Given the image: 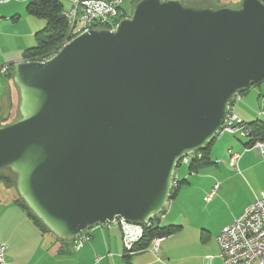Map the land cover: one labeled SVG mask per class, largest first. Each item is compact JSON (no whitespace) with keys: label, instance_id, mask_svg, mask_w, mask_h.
I'll use <instances>...</instances> for the list:
<instances>
[{"label":"water","instance_id":"95a60500","mask_svg":"<svg viewBox=\"0 0 264 264\" xmlns=\"http://www.w3.org/2000/svg\"><path fill=\"white\" fill-rule=\"evenodd\" d=\"M19 118L0 170L57 239L166 207L180 160L219 136L233 95L264 80V0H138L114 29L13 66Z\"/></svg>","mask_w":264,"mask_h":264},{"label":"crops","instance_id":"0c3cea01","mask_svg":"<svg viewBox=\"0 0 264 264\" xmlns=\"http://www.w3.org/2000/svg\"><path fill=\"white\" fill-rule=\"evenodd\" d=\"M29 1L0 3V67L14 66L22 61L24 51L34 46L35 33L44 28V21L27 14ZM59 1L63 10L69 11L75 1L87 0ZM253 88V91L244 92V97L233 106V113L245 123L262 117L259 113L264 105V98L263 105L260 104L261 85ZM255 96L257 105L253 104ZM18 99L12 73L0 75V120L15 119ZM224 136L219 141L230 144L229 137L223 139ZM243 141L241 146L228 148L237 149L234 152L239 155L236 168L229 164L231 170L227 175L206 178L203 185L197 180L193 188L176 196L173 226L180 229L165 243L161 241L158 260L154 259L152 264H221L216 243L219 230L264 193V149L261 153L255 147L246 148L247 139ZM217 146L212 144L210 149H217ZM215 184H219V188L210 195ZM239 184L248 186L251 193L247 201L238 204ZM87 234L89 240L79 245L77 241L63 243L53 235L43 233L18 203L14 186L0 181V242L8 247L7 264H124L122 233L116 225H96ZM149 256L154 257L149 249L135 254L131 256L130 264H144Z\"/></svg>","mask_w":264,"mask_h":264},{"label":"built area","instance_id":"2783aa9c","mask_svg":"<svg viewBox=\"0 0 264 264\" xmlns=\"http://www.w3.org/2000/svg\"><path fill=\"white\" fill-rule=\"evenodd\" d=\"M7 1L9 0H0V3ZM125 11L122 0L75 1L74 7L71 10H63L61 12L62 17L68 25V32L63 45L74 37L93 29H114L121 20V17L124 16ZM8 70L9 66L0 67V75L7 74ZM239 100V93L232 96L225 120L219 131V136L222 133H227L240 139L250 140L251 133L249 127L233 113L234 103ZM260 115L264 116V109L260 111ZM253 147L263 153L264 142H256ZM193 154L191 153L190 155ZM228 154L229 164L233 168H236L239 155L232 153L231 150H228ZM188 156L181 159L180 163L186 164ZM218 188L219 184H215L212 187L210 195L215 194ZM166 207L161 213L156 215L160 220L166 214ZM149 222L146 224H134L117 218L114 222L106 224L119 227L122 233L123 248L126 251H130L141 238L144 228L150 225ZM87 240H89V237L83 232L75 241L81 245ZM162 240V238H156L150 246V253L156 260H158V249ZM216 243L219 251L218 258L221 264H264V193L255 198L230 224L219 230L216 236ZM7 249L8 247L0 242V264H7Z\"/></svg>","mask_w":264,"mask_h":264},{"label":"trees","instance_id":"16d2710c","mask_svg":"<svg viewBox=\"0 0 264 264\" xmlns=\"http://www.w3.org/2000/svg\"><path fill=\"white\" fill-rule=\"evenodd\" d=\"M137 1L138 0L131 1L130 5L132 9ZM62 11H63V7L59 0H30L27 3L26 5L27 14L44 21L45 25L42 30L35 33L34 46L24 51V54H23L24 61H38V62L44 61L48 59L49 57H51L53 54H55L62 47L65 37L68 32L67 22L61 15ZM131 12L129 13L128 11H125V14L123 17H121V20L130 16ZM8 73H12V78H13V66H9ZM260 84H264V80H261L258 83L252 84V86H256ZM247 90L248 89H245L239 92V94L241 95ZM15 120L16 119L12 121L0 120V127L5 126ZM246 125L249 127L250 133H251L250 135L251 139L250 140L247 139V143L244 144L246 148H253L256 142H264V122L263 121L256 120L251 123H246ZM213 141L207 144L204 149L199 150L202 156L199 159L197 158L191 162V164L188 167L190 172H193L194 170L204 167L211 163L208 157L209 156L208 153L210 151V147L213 144ZM0 181L9 183L13 185L15 188V176L8 169L0 170ZM182 183H187V182L183 180ZM179 187H180V183L176 180V182L174 183V187L170 194V199L174 198ZM18 203L21 205V207L24 210H26V212L29 214L30 218L33 220L35 225L39 227L43 233L51 234L42 225V223L35 217V215L30 211V209L25 205V203L20 199L19 196H18ZM158 221H160V219L157 216L154 217L149 222L150 225L144 228L141 238L134 244L132 249L130 251H126V250L123 251L124 264H130L131 256L144 252L148 249L150 251V246L154 239L156 238L167 239L170 236L174 235L180 229V227L173 226V225H170L167 227H159ZM103 225H107V224H103ZM91 228L92 227L84 231L87 236H88L87 231ZM63 243H69V242H63Z\"/></svg>","mask_w":264,"mask_h":264},{"label":"rangeland","instance_id":"374dc122","mask_svg":"<svg viewBox=\"0 0 264 264\" xmlns=\"http://www.w3.org/2000/svg\"><path fill=\"white\" fill-rule=\"evenodd\" d=\"M132 0H122V5L123 8L128 11L129 13L131 12L132 8H131V3ZM182 4L184 5H188V4H193V5H205L206 7H210V8H239L242 0H180ZM261 85V91H262V95L260 96L261 100H260V104H262V100L264 98V84H260ZM257 86V85H256ZM253 87L255 86H251L249 89H254ZM248 89V90H249ZM255 90H257L255 88ZM254 90V91H255ZM253 91V90H252ZM247 93V92H246ZM244 97L243 94L240 95V99ZM250 98H248L249 100ZM247 100V101H248ZM240 101V100H239ZM238 102V101H237ZM18 103H19V99H18ZM17 103V105H18ZM235 104V103H234ZM253 104H256V96L255 98L253 97ZM257 107V106H256ZM264 109V105L262 106V109ZM258 110V108L256 109ZM260 110V111H261ZM259 111V113H260ZM19 118V114H18V109L16 106V112H15V119ZM261 121L264 122V116L261 117L260 119ZM224 136L223 139H225L226 137H229V141L232 143H225L224 140H220L222 137ZM244 139H235L233 138L230 134L227 133H222L219 137L215 138L213 141V144L216 143L217 149H210L209 153H208V157L211 161L210 164L198 168L196 170H194L193 172H190L188 167L191 164L192 161H194L195 159H199L202 154L201 152L197 151L194 152L193 155H189L187 157L188 162L186 164L184 163H180L177 168H176V178L177 181L180 183V187L176 192V195L174 196V198L169 199L168 203H167V207H166V211H165V216L163 219H161L160 221H158V225L159 227H167L170 225H174V217L176 215L175 207L173 208V203L176 200V196L181 192H184L185 190H189L191 188H193V184H196L197 180H201V184H205L206 183V178H215V177H221L225 176L228 174V171L231 170V168L228 166L229 165V154H228V148L230 146H241L240 143H243ZM232 153L237 152V149H231ZM199 154V156L197 157V155ZM185 180L187 183H182V181ZM191 184V185H188ZM248 186H244L243 184H239V186L237 187V199L239 202H237L238 204L243 202V201H247L249 199V195L251 193L250 189H248ZM182 195V194H181ZM171 237V236H170ZM169 237V238H170ZM167 239H163V243L166 242ZM154 259H156L155 257L149 256L145 258V262L144 264H152L154 262Z\"/></svg>","mask_w":264,"mask_h":264}]
</instances>
